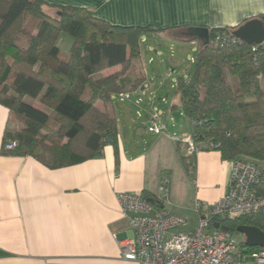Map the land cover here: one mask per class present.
Wrapping results in <instances>:
<instances>
[{
  "label": "crops",
  "instance_id": "crops-1",
  "mask_svg": "<svg viewBox=\"0 0 264 264\" xmlns=\"http://www.w3.org/2000/svg\"><path fill=\"white\" fill-rule=\"evenodd\" d=\"M44 2L85 8L114 26L162 30L141 41L151 37L177 48V53L170 67L162 65L167 61L154 65L150 58L146 62L142 55L145 85L123 101L119 94L113 95L110 112L118 121V164L110 145L102 157L60 169L47 168L33 157L3 155L10 125L9 110L0 104V264H136L121 256V244L133 237V231L117 200L118 193L159 198L162 177L168 175L170 194L159 209L184 218L188 226L189 213L199 220L196 201L216 203L231 189L232 161L223 160L219 151L200 150L187 171L183 163L187 148L171 139L173 135L190 137L192 132L189 119V133L178 122L177 115L187 117L175 81L193 73L186 67L185 53L191 47L198 51L202 44L187 40L186 33L197 27H240L264 16V0ZM153 48L148 44V51ZM195 62L191 63L195 66ZM120 71L121 66H116L99 76ZM155 111L166 126L159 135L148 133L145 127ZM185 228L183 232H192L196 227Z\"/></svg>",
  "mask_w": 264,
  "mask_h": 264
},
{
  "label": "trees",
  "instance_id": "trees-1",
  "mask_svg": "<svg viewBox=\"0 0 264 264\" xmlns=\"http://www.w3.org/2000/svg\"><path fill=\"white\" fill-rule=\"evenodd\" d=\"M257 19L264 23V16ZM198 50L196 68L177 80L176 94L191 122V137L200 150H216L225 161L250 160L262 168L257 186L264 196V55L241 40L219 46L217 33ZM162 30L114 26L85 8L57 7L44 0H0V104L9 110L2 153L33 157L50 169L75 166L115 149L118 121L110 112L115 94H132L145 85L141 40ZM62 34L74 43L67 56L57 45ZM187 40H195L185 36ZM121 66V71L101 73ZM260 76L262 78H260ZM26 99L39 100L47 112ZM17 142L13 151L5 145ZM194 155L183 157L187 171ZM161 206L159 198L142 195ZM231 234L240 226L264 232V213L223 219L212 227ZM241 249L253 252L245 242Z\"/></svg>",
  "mask_w": 264,
  "mask_h": 264
},
{
  "label": "built area",
  "instance_id": "built-area-1",
  "mask_svg": "<svg viewBox=\"0 0 264 264\" xmlns=\"http://www.w3.org/2000/svg\"><path fill=\"white\" fill-rule=\"evenodd\" d=\"M238 41L232 33H217L214 37L219 46ZM252 51L264 55V42L253 45ZM194 61L192 58L191 62ZM128 97L129 94H120L122 101ZM145 127L155 135L166 131L159 111L150 114ZM171 139L184 144L188 155L200 151L191 136L180 139L173 135ZM16 147L17 142L11 141L5 150L13 151ZM262 174V168L253 161L233 160L230 191L213 204L196 201L199 220L192 232L182 231L187 226L184 218L161 211L141 194L118 193L117 200L133 231V237L121 244L122 258L136 264H264V248L247 252L236 244L233 234L212 227L219 220L264 213V196L257 190ZM169 184L168 175H164L158 191L160 201L169 197Z\"/></svg>",
  "mask_w": 264,
  "mask_h": 264
},
{
  "label": "rangeland",
  "instance_id": "rangeland-1",
  "mask_svg": "<svg viewBox=\"0 0 264 264\" xmlns=\"http://www.w3.org/2000/svg\"><path fill=\"white\" fill-rule=\"evenodd\" d=\"M147 41H148V43H147ZM73 43H74V41H73L72 37H70L69 35L62 34L60 36V38L58 39L57 45H58V47L61 51V54L63 56L64 55L67 56L70 53V50L73 46ZM148 44H150L154 47L151 51H148ZM194 49L195 48H193V47L189 48V50L185 53V57H184L185 61H186V65H187L186 67L188 68L189 71H191L193 73L195 71L196 64L194 66L190 61H191V58H194V60L196 61L197 55H198V51L196 49L195 50ZM141 50H142L143 57L146 59V62H148V60L150 58L153 59L154 65H157L158 62H161V61H167V64L165 63L162 65L163 66L169 65V67H170L171 59L177 53V48H175V47L171 48L170 44H167V43L162 44L160 42H157L154 38H151V37H149V39H145L144 41H141ZM193 73H191V74H193ZM185 76H188V74H186ZM175 80H176V78H175ZM175 82H177V81H175ZM175 82H173V83H175ZM170 99H171V102H173V99H175V91L170 92ZM26 102L29 104H32L34 107H36L38 109H41V110L47 112L48 114L51 113V111L48 110L47 108H45L39 102L38 99L37 100L26 99ZM115 103L117 105H119V103H117V102H115ZM177 116H178L179 124H182V126H184V132L189 133L190 132V122H189L188 118L179 117V115H177ZM20 127L21 126L18 123H11L9 130L15 131ZM187 220L189 223L185 229H193L196 227L198 219H197V217H195V215L189 213L187 215ZM233 238H234L236 244L240 247V245L244 241V237L239 233H233Z\"/></svg>",
  "mask_w": 264,
  "mask_h": 264
},
{
  "label": "water",
  "instance_id": "water-1",
  "mask_svg": "<svg viewBox=\"0 0 264 264\" xmlns=\"http://www.w3.org/2000/svg\"><path fill=\"white\" fill-rule=\"evenodd\" d=\"M233 35L248 45H261L264 42V23L259 19L247 21L236 29ZM186 36L200 41L204 46L211 42L210 30L204 27L191 28L187 31ZM238 233L244 237L247 247L264 248V232L259 228L240 226Z\"/></svg>",
  "mask_w": 264,
  "mask_h": 264
}]
</instances>
